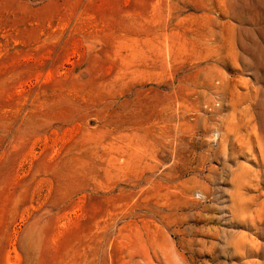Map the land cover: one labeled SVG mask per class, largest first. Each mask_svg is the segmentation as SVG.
<instances>
[{
  "label": "rangeland",
  "instance_id": "obj_1",
  "mask_svg": "<svg viewBox=\"0 0 264 264\" xmlns=\"http://www.w3.org/2000/svg\"><path fill=\"white\" fill-rule=\"evenodd\" d=\"M0 264H264V0H0Z\"/></svg>",
  "mask_w": 264,
  "mask_h": 264
}]
</instances>
